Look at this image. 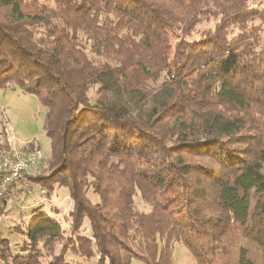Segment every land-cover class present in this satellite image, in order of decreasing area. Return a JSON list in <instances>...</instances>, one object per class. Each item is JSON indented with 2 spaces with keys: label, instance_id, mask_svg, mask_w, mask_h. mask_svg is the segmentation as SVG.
<instances>
[{
  "label": "trees",
  "instance_id": "obj_1",
  "mask_svg": "<svg viewBox=\"0 0 264 264\" xmlns=\"http://www.w3.org/2000/svg\"><path fill=\"white\" fill-rule=\"evenodd\" d=\"M48 1L54 9L0 0V88L17 87L46 109L48 173L29 179L48 197L67 188L69 231L35 209L15 227L18 253L0 237V264H84L66 254L131 264L135 246L143 264H172L173 241L196 264H264V183L248 218L234 215L243 177L264 161V8L248 0ZM209 19L211 28L197 29ZM113 88L136 105L157 102L137 118L111 103ZM136 191L149 213L134 211Z\"/></svg>",
  "mask_w": 264,
  "mask_h": 264
},
{
  "label": "rangeland",
  "instance_id": "obj_2",
  "mask_svg": "<svg viewBox=\"0 0 264 264\" xmlns=\"http://www.w3.org/2000/svg\"><path fill=\"white\" fill-rule=\"evenodd\" d=\"M31 1V0H27ZM39 4L54 9V4L48 0H37ZM251 6L264 8V0H248ZM213 19L200 24L197 29L202 30L211 28ZM82 35V33H81ZM85 50L90 57H95L90 45L85 41ZM261 49L264 53V27L261 34ZM164 74L160 73L159 78L155 82H150V86L157 88L161 85ZM96 85L92 86L89 91L90 98H96ZM109 99L112 104L119 105L126 111L130 112L134 117L144 118L151 112L152 104H156V99H147L134 104L133 98L127 94L123 88H113ZM46 109L42 108L36 97L27 94L17 87L9 86L0 88V152L10 148H21L26 142H33V145L41 150L43 160L33 170L27 174L25 179L15 184L11 191L10 197L0 199V237L9 240L10 251L16 254L22 244L23 237L17 233L15 227L19 224V218H23L26 222L33 214L35 209H40L53 216L59 223L64 234L69 231L68 212L71 209V200L67 188L56 187L52 196L48 197L46 193H41V187L33 183L29 176H38L48 173V160L50 158V141L43 132V121ZM243 197L238 200L234 206V215L237 219L248 218L253 209L257 195L261 191L264 183V161L259 163L251 172L243 177ZM89 199L93 203L98 202L91 189L87 191ZM133 209L137 213H149L152 209L151 205L142 199L140 192L136 191L133 196ZM83 235H89L88 221L85 219L82 228ZM162 240H158V244L162 245ZM55 245V250L58 249ZM44 252H48L44 250ZM135 259L131 260V264H143L137 257L139 253L137 247L133 248ZM66 260L76 261L84 264H94V260L84 262L76 259L70 254H66ZM171 261L172 264H196L195 259L189 251L180 243L173 241L171 243Z\"/></svg>",
  "mask_w": 264,
  "mask_h": 264
},
{
  "label": "built area",
  "instance_id": "obj_3",
  "mask_svg": "<svg viewBox=\"0 0 264 264\" xmlns=\"http://www.w3.org/2000/svg\"><path fill=\"white\" fill-rule=\"evenodd\" d=\"M43 160L41 150L26 142L21 148H10L0 152V199L10 197L15 184L25 179V176ZM44 194V189H41Z\"/></svg>",
  "mask_w": 264,
  "mask_h": 264
}]
</instances>
